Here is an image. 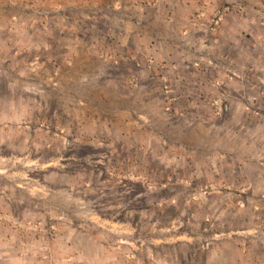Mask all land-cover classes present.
Returning <instances> with one entry per match:
<instances>
[{"label": "rangeland", "instance_id": "obj_1", "mask_svg": "<svg viewBox=\"0 0 264 264\" xmlns=\"http://www.w3.org/2000/svg\"><path fill=\"white\" fill-rule=\"evenodd\" d=\"M261 60L264 0H0V264H264Z\"/></svg>", "mask_w": 264, "mask_h": 264}, {"label": "crops", "instance_id": "obj_2", "mask_svg": "<svg viewBox=\"0 0 264 264\" xmlns=\"http://www.w3.org/2000/svg\"><path fill=\"white\" fill-rule=\"evenodd\" d=\"M260 63H256L255 66H253L255 69L263 72L264 71V60L259 61Z\"/></svg>", "mask_w": 264, "mask_h": 264}]
</instances>
